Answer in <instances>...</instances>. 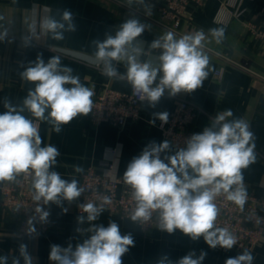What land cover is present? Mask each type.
<instances>
[{"label": "clouds", "instance_id": "obj_1", "mask_svg": "<svg viewBox=\"0 0 264 264\" xmlns=\"http://www.w3.org/2000/svg\"><path fill=\"white\" fill-rule=\"evenodd\" d=\"M126 3L141 5L145 15H152L145 0H126ZM58 15L59 19L43 16L39 29L43 34H51L53 40L61 41L65 32L76 31V24L71 11L60 10ZM36 27L35 22L28 25V34L22 37L24 46L38 39ZM115 27L114 34L106 33L103 41L93 40L94 61L102 66L103 75L127 81L135 92L142 93V101L150 108H155L166 92L169 97H175L202 87L210 63L205 51L207 36L216 44L225 39V29L219 27L210 28L207 34L199 29L179 37L167 31L146 44L138 37L150 30L151 25L132 17ZM7 37L8 29L4 28L0 31V42ZM118 64H123L124 72L119 71ZM21 67V80L34 87L28 89L21 104L3 100L6 111L0 113V182L19 183L21 174L31 173L34 208L24 232L32 237L37 233L36 223H48L50 211L44 206L52 203L62 207L65 201L71 204L85 192L77 179L62 178L53 170L61 153L51 144L42 146L39 124L47 122L59 134L62 125L92 111L94 92L80 82L71 67L62 65L57 56L45 63L42 54H38L34 61ZM25 111L32 118L24 115ZM152 117L148 121L150 125L154 126L156 120L167 124L169 113L154 112ZM231 117V109L218 112L201 132L185 139L183 147L173 150L169 140L152 141L131 159L123 173V182L135 202L128 217L131 222L154 223L159 231L169 235L179 230L194 242L202 237L211 249L231 250L237 245L233 232L216 224L220 215L216 200L223 196L244 210L248 193L243 170L255 163L257 157L250 124L243 118ZM73 168L76 173L84 171L80 165ZM110 203L111 197L104 195L99 203L78 205L86 215H78L77 224L87 222L89 227H77L75 231L89 235L75 246L50 245L48 259L52 264H123L122 257L135 246L132 234H122L119 224L112 220L106 227L93 223ZM62 211L66 213L68 209L62 207ZM18 252V256H11V264H21V260L23 264H34L27 244L20 243ZM206 256L203 250L199 255L190 250L173 261L164 254L156 264H202ZM254 259L252 252L244 249L227 258L224 264H254ZM0 264H9V256L0 255Z\"/></svg>", "mask_w": 264, "mask_h": 264}, {"label": "crops", "instance_id": "obj_2", "mask_svg": "<svg viewBox=\"0 0 264 264\" xmlns=\"http://www.w3.org/2000/svg\"><path fill=\"white\" fill-rule=\"evenodd\" d=\"M224 1L207 0L202 6L189 4L180 30L189 34L203 29L207 34L210 28L223 27L225 29L223 42L216 44L207 36L205 45L264 76L263 47L259 40L249 34L245 25L247 21L258 24L264 22V0H243L242 6L245 9L243 14L232 19L229 24L218 23L214 19ZM145 4L151 6V16L159 17L156 3L145 1ZM65 9L75 16V32H65V38L61 41L53 40L51 34L40 32L39 21L43 16L51 15L59 19V11ZM0 17L3 18L0 20V25H3L0 31L8 29V37L0 42V113L6 111L3 107L5 98L14 104H21L28 89L34 87L22 81L19 72L23 70L22 64L26 66L30 61H34L38 54H42L45 63L52 56L59 57L61 64L71 67L73 74L78 75L80 82L90 87L94 95L107 84L117 90L131 89L127 81L108 78L102 74V68L49 51L43 47L44 43L94 57L96 49L93 40L103 41L106 33L114 34L115 26L128 18L136 17L141 22L151 25L150 30H146L138 37L146 44L169 31L149 19L143 6L137 4L129 6L126 0H0ZM33 22L37 26L38 39H33L29 46H24L22 37L28 34V25ZM145 48L147 49V45ZM205 51L209 55L210 63L208 76L202 87L193 93H180L177 96L188 98L204 110L194 123V127L199 131H202L218 112L226 109L233 112V117L229 119L243 118L250 124L255 137L254 151L257 159L243 170L245 187L247 192L264 197V79L254 76L236 64L225 62L209 49L205 48ZM221 65L225 70L223 77L219 78L215 71ZM117 67L120 72H124L123 64H118ZM174 107L175 100L168 95H164L155 108L147 107L145 102L141 118L129 121L123 128L108 123L95 127L90 122V114L78 115L69 124L62 125L59 134L47 122H41L39 131L42 146L46 144L56 146L61 155L57 158V165L53 170L59 172L62 178H75L80 183L84 171L74 172V165H80L84 170L90 166L101 168L105 148L119 145L118 173L123 177L128 163L134 156L139 155L146 145L152 141L157 143L163 141L158 126L160 121L156 120L154 126L148 123L153 118L152 113L167 111L170 114ZM23 114L32 118L27 111ZM176 149L173 147V150ZM75 202L63 203L62 207L68 209L66 213L62 211V207L50 203L52 224L49 231L43 235L28 237L19 234L17 219L4 210L0 191V255L9 256L11 264V256H18L19 244L25 243L29 253L34 257V264H52L48 259L50 245L66 247L68 243H72L75 246L89 235L75 231L77 227H89L87 222L77 224L76 218L80 214L76 211ZM110 220L119 224L122 234L131 233L134 237L135 246L122 257L123 264H156L159 257L164 254L175 261L190 250H194L197 255L201 250L207 252L202 264H224L227 258L235 257L242 252L235 248L211 249L202 237L194 242L179 230L171 235L157 228L144 232L129 218H121L106 210L93 223L106 227ZM250 252L255 257L254 264H264V237Z\"/></svg>", "mask_w": 264, "mask_h": 264}, {"label": "built area", "instance_id": "obj_3", "mask_svg": "<svg viewBox=\"0 0 264 264\" xmlns=\"http://www.w3.org/2000/svg\"><path fill=\"white\" fill-rule=\"evenodd\" d=\"M154 2L158 5L159 17L147 16L153 22L162 28L174 32L180 36L184 35L180 30L182 20L186 14L189 4L194 3L202 6L207 0H145ZM243 0H225L214 19L218 23L229 24L232 19L239 18L244 8ZM249 34L261 42L264 50V22L258 24L254 21L245 23ZM43 47L54 53H58L76 60L86 62L97 66L94 57L84 55L69 49L44 43ZM212 53L228 63H233L249 71L254 76L264 79L260 73L234 61L230 57L210 48ZM225 67L221 65L215 74L222 78ZM167 95V92L165 93ZM142 93L135 92L131 87L128 91H122L105 85L103 89L93 95V107L90 114V122L97 127L103 123H108L117 128H123L129 121L138 120L142 116ZM175 107L169 114L167 124H158L162 139L169 140L172 147H183L185 139L194 133L201 131L194 127L198 115L204 110L195 102L185 97H173ZM120 157L119 145L108 146L105 148V155L102 161V167H88L84 170L80 179V186L85 192L75 202L77 213L86 215L79 209L80 203L94 202L99 203L102 196L111 197V203L105 206V210L110 214L118 215L121 218H128L135 208V202L131 199L130 189L123 182V177L118 173V162ZM19 183L3 181L0 184L2 195V206L5 211L13 215L18 221V232L25 235V226L27 219L32 215L34 203L31 199V173L21 174L18 178ZM245 184V181H244ZM246 186V185H245ZM241 211L234 203L229 202L225 197L217 198L216 203L220 209V215L217 217L216 224L220 227H227L237 237V245L233 248L238 250H253L257 247L264 237V197H258L250 192ZM50 211L49 205L44 206ZM52 224L51 214L48 223H36L37 233L35 235L46 234ZM144 232L157 228L154 223L139 225ZM34 235V236H35ZM218 249H222L218 247Z\"/></svg>", "mask_w": 264, "mask_h": 264}]
</instances>
